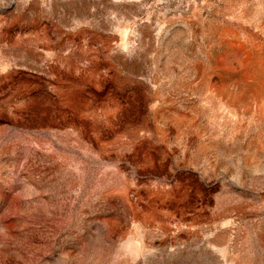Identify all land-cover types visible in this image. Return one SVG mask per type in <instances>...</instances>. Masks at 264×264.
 <instances>
[{
    "label": "rangeland",
    "instance_id": "1",
    "mask_svg": "<svg viewBox=\"0 0 264 264\" xmlns=\"http://www.w3.org/2000/svg\"><path fill=\"white\" fill-rule=\"evenodd\" d=\"M0 264H264V0H0Z\"/></svg>",
    "mask_w": 264,
    "mask_h": 264
}]
</instances>
